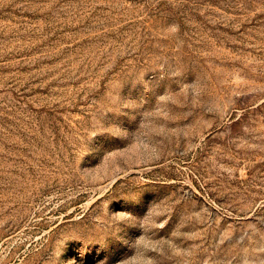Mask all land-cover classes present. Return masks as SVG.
<instances>
[{"label":"rangeland","instance_id":"obj_1","mask_svg":"<svg viewBox=\"0 0 264 264\" xmlns=\"http://www.w3.org/2000/svg\"><path fill=\"white\" fill-rule=\"evenodd\" d=\"M148 259L264 264V0H0V264Z\"/></svg>","mask_w":264,"mask_h":264},{"label":"clouds","instance_id":"obj_2","mask_svg":"<svg viewBox=\"0 0 264 264\" xmlns=\"http://www.w3.org/2000/svg\"><path fill=\"white\" fill-rule=\"evenodd\" d=\"M177 30H178V28H173V31H177ZM167 97H168V92L166 91L165 94L160 95L157 98V101H162V100H164ZM141 126H145V125H143V121L141 122L139 127H141ZM136 241H137V243H143V238L142 237H138V238H136ZM144 264H152V262H151L150 259H148V260L144 261Z\"/></svg>","mask_w":264,"mask_h":264}]
</instances>
